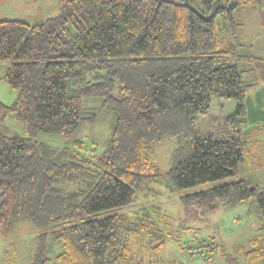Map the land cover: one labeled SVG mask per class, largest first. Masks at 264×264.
I'll list each match as a JSON object with an SVG mask.
<instances>
[{
  "label": "trees",
  "instance_id": "trees-1",
  "mask_svg": "<svg viewBox=\"0 0 264 264\" xmlns=\"http://www.w3.org/2000/svg\"><path fill=\"white\" fill-rule=\"evenodd\" d=\"M198 2L61 0L51 17L0 18L2 79L17 91L10 104L0 101V120L12 114L23 126V135L0 130V232L18 219L40 229L29 264H46L48 239L61 246L54 264H152L167 233L147 211L122 209L160 178L180 189L238 171L252 84L238 63L233 11L256 4L264 17V0ZM215 98L235 107L222 130L197 135L196 120ZM105 114L112 121L101 155L93 141L58 148L34 138L48 132L69 140ZM175 136L184 139L162 171L152 162L155 146ZM65 183L82 185L63 190ZM248 199L257 202L264 230V184L239 179L180 196L190 216L219 201ZM249 245H237L238 258L226 264H264V237L249 238Z\"/></svg>",
  "mask_w": 264,
  "mask_h": 264
},
{
  "label": "rangeland",
  "instance_id": "rangeland-1",
  "mask_svg": "<svg viewBox=\"0 0 264 264\" xmlns=\"http://www.w3.org/2000/svg\"><path fill=\"white\" fill-rule=\"evenodd\" d=\"M60 1L0 0V18H21L28 22L44 19L58 13ZM190 2L196 7L199 6L198 0H190ZM233 19L238 23L237 33L240 42L236 52L249 65L240 61L238 63L241 68L245 69L242 73L243 79L252 84L245 99L246 121L244 125H251L254 120H259L262 123L261 129L257 132L251 126L249 133L245 132L248 142L244 147V159L234 175L180 189H171L169 179L160 178L150 184L147 192L138 193L137 200L133 204L122 209L131 215L147 211L167 233L164 247L150 258L152 264H162L170 259L184 264H226L229 256L238 258L239 251L235 249L237 245L246 250L250 247L249 238L256 235L264 237V230L258 229L262 219L254 199H248L235 206L219 201L214 210H202L200 215L196 214V216L185 214L180 201L181 195L199 192L239 179L253 180L258 185L264 184V136L260 135L261 131L264 134V80L262 79L264 76V17L260 7L255 4L236 8L233 11ZM5 68L6 64L0 63V101L10 104L16 98L17 91L3 81ZM254 84L256 87L253 88ZM259 89L263 91L261 105L256 98V91ZM217 101L221 103L230 101L236 104V101L224 98H215L213 104ZM259 106L263 110H260ZM227 114L229 113L226 109L218 110L214 106L196 120V134L219 132L224 127V118ZM111 121V114H105L103 119L94 125L81 126L69 140L60 134L48 132H38L34 138L58 148L69 146L71 141L77 138L87 144L93 141L96 145L95 154L101 155ZM0 130L8 135H23L22 123L12 114L0 120ZM183 139V136L162 139L155 146L152 162L160 170H167L172 150ZM80 185L82 183H65L62 188L72 190ZM39 231L40 229L34 227L29 220L18 219L11 231L6 234L0 232V264H29L33 259L36 235ZM48 242L50 250L46 253V264H54V256L61 251V246L57 242H51L50 239ZM138 244L139 241L136 239L133 242L134 248L137 249ZM211 245H214V251ZM190 252L194 254L189 255Z\"/></svg>",
  "mask_w": 264,
  "mask_h": 264
},
{
  "label": "crops",
  "instance_id": "crops-1",
  "mask_svg": "<svg viewBox=\"0 0 264 264\" xmlns=\"http://www.w3.org/2000/svg\"><path fill=\"white\" fill-rule=\"evenodd\" d=\"M240 62H242V63H244V64H247V63H245V62H247L245 59H241V60H239ZM247 65H249V64H247ZM246 69H248V67L247 66H244ZM262 79L264 80V76L262 77ZM264 86V85H263ZM254 87H256V85L254 84V86H253V88ZM264 88V87H263ZM255 90V89H254ZM262 89H259V91H256V98H257V100H258V103L261 105L262 104V102H263V97H262V95H263V91H261ZM213 102H214V100H212V103H211V108L210 109H212L214 106L218 109V110H222V109H226L227 111H228V113H231V111L234 109V106H235V103H231L230 101H227V102H229V103H226V101L224 102V103H221V102H219V101H217L216 103H214L213 104ZM259 109L260 110H263V109H261V106H259ZM262 125V123L259 121V120H254V122L251 124V125H243V127H242V129H243V131L244 132H246V133H249V129L251 128V126H252V128H254V129H256L257 130V132L258 131H260V129H261V126ZM260 135H263L264 136V134H262V131L260 132Z\"/></svg>",
  "mask_w": 264,
  "mask_h": 264
}]
</instances>
